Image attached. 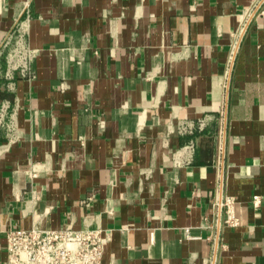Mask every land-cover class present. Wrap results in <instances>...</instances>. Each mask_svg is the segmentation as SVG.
<instances>
[{"label": "crops", "instance_id": "1", "mask_svg": "<svg viewBox=\"0 0 264 264\" xmlns=\"http://www.w3.org/2000/svg\"><path fill=\"white\" fill-rule=\"evenodd\" d=\"M19 23L0 264L9 231L66 224L101 264H264V0H0V43Z\"/></svg>", "mask_w": 264, "mask_h": 264}, {"label": "built area", "instance_id": "2", "mask_svg": "<svg viewBox=\"0 0 264 264\" xmlns=\"http://www.w3.org/2000/svg\"><path fill=\"white\" fill-rule=\"evenodd\" d=\"M37 51L25 40V28L18 24L5 35L0 43V74L12 88V79L17 76L33 77L32 61ZM3 65V67H2ZM7 102L0 106V128L11 134L14 123L6 119ZM197 126H204V118L197 120ZM193 123L179 124L180 132H191ZM188 147H192L190 143ZM221 209V204H219ZM226 220L231 224L236 219L229 211ZM104 239L99 231L82 228L73 229L70 224L58 228L11 230L7 233L6 257L1 264H101Z\"/></svg>", "mask_w": 264, "mask_h": 264}]
</instances>
